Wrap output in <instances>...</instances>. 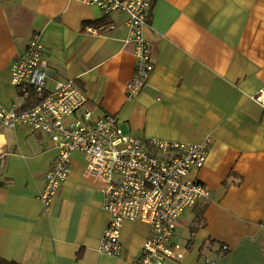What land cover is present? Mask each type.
<instances>
[{"label":"crops","instance_id":"1","mask_svg":"<svg viewBox=\"0 0 264 264\" xmlns=\"http://www.w3.org/2000/svg\"><path fill=\"white\" fill-rule=\"evenodd\" d=\"M128 17L79 0H0V104L28 107L35 98L20 94L10 66L39 33L48 87L74 79L94 117L113 114L125 133L142 139L211 137L207 161L190 173L210 195L180 217L169 243L184 248V257L168 263L264 264V104L257 100L264 90V0H153L145 34L154 70L134 99L126 94L136 64ZM0 145L1 257L136 264L151 226L126 220L121 255L100 251L109 213L85 175L84 153H73L72 171L46 208L41 193L59 149L25 126L0 128Z\"/></svg>","mask_w":264,"mask_h":264},{"label":"built area","instance_id":"2","mask_svg":"<svg viewBox=\"0 0 264 264\" xmlns=\"http://www.w3.org/2000/svg\"><path fill=\"white\" fill-rule=\"evenodd\" d=\"M79 1L96 5L105 13H128L126 42L134 45L136 64L126 94L129 99L136 98L154 70L152 43L145 34L153 0ZM88 30L97 33L96 29ZM48 67L46 47L40 34L34 33L24 52L11 63L10 77L20 94L35 96L37 102L28 107L15 102L10 108L0 104V128L25 126L43 132L59 149L46 173L41 193L46 208L72 171L73 153H84L88 157L85 175L103 193V206L109 213L100 251L120 256L124 222L139 220L151 226V235L136 264L182 260L184 248L169 242L183 213L210 195V189L190 178V173L207 161L212 149L211 137L202 143H187L142 139L125 133L115 115L94 117L86 108V92L74 79L56 80L55 86L49 88ZM257 100L264 104V90ZM75 114L80 115L67 120ZM0 153H3L1 145Z\"/></svg>","mask_w":264,"mask_h":264},{"label":"trees","instance_id":"3","mask_svg":"<svg viewBox=\"0 0 264 264\" xmlns=\"http://www.w3.org/2000/svg\"><path fill=\"white\" fill-rule=\"evenodd\" d=\"M37 102L36 98H34L32 100V102L28 103L29 106L35 104ZM0 264H22V263H19V262H16V261H11V260H7V259H4L3 257L0 256Z\"/></svg>","mask_w":264,"mask_h":264}]
</instances>
